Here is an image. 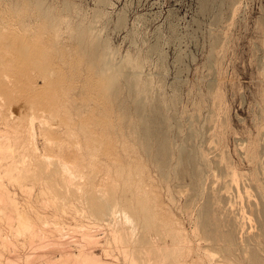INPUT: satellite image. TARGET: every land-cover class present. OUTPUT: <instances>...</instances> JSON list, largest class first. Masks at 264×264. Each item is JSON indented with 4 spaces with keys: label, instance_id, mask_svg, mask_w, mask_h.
<instances>
[{
    "label": "rangeland",
    "instance_id": "obj_1",
    "mask_svg": "<svg viewBox=\"0 0 264 264\" xmlns=\"http://www.w3.org/2000/svg\"><path fill=\"white\" fill-rule=\"evenodd\" d=\"M33 2L0 0V143L8 147L0 154V181L19 208L34 207V221L39 213L50 224L34 229L44 238L17 235L7 243L1 221L0 263L47 264L48 254L59 259L60 241L73 253L66 249L69 264H80L82 254L94 264H154L147 262L152 256L146 240L163 234L165 254L155 264H168L171 257L176 264H244L235 257L249 255L227 248L224 236L236 234L250 252L260 241L264 246V0H46L61 25L62 36L53 42L38 37L45 30L32 23ZM22 17L31 39L23 44L24 61L14 51L27 43V34L18 36L25 34L18 27ZM9 29L17 35L6 37ZM107 55L120 73L104 68ZM38 66L44 69L40 77ZM140 107L142 116L136 113ZM149 116L161 130L147 147L141 123ZM162 140L168 146L164 170L154 160ZM42 155L76 163L81 214L70 206L77 201L69 194L49 192L50 204L42 200L43 182H63L53 166L39 169ZM27 171L38 180L22 177ZM106 185L114 196L102 193L105 205L128 208L139 201L143 240L122 226L115 241L105 216L92 210L93 192ZM13 219L8 220L14 225ZM82 227L95 233L96 244L82 242ZM47 239L54 245H46Z\"/></svg>",
    "mask_w": 264,
    "mask_h": 264
},
{
    "label": "bare ground",
    "instance_id": "obj_2",
    "mask_svg": "<svg viewBox=\"0 0 264 264\" xmlns=\"http://www.w3.org/2000/svg\"><path fill=\"white\" fill-rule=\"evenodd\" d=\"M33 6H34V8H35V10H36V14H35V16H34V21H32V23L35 25V28H38L39 30H41V29H43V30H45V32H44V34L43 33H41V34H39L38 35V37H41V38H44V40H46V41H49V42H53V41H56L57 39H58V36L59 37H61L62 35H61V25L58 23V22H56V20H55V17H54V14H53V6H52V2H50L49 4H46V0H35V2H33ZM94 18V17H93ZM32 19V18H31ZM30 19V20H31ZM33 20V19H32ZM65 20V19H64ZM83 20V19H82ZM20 21V20H19ZM28 21V20H27ZM69 21V20H68ZM63 22V21H62ZM66 22V21H65ZM30 23V22H29ZM20 25H18V27L20 26V27H22L23 28V31L25 32V34H23V36H21V35H19L18 34V36H20V37H22V39L25 37V36H27L28 34V31H29V29H28V27L30 28V25H28V23L25 21V18L24 17H22L21 18V21H20V23H19ZM88 25V24H87ZM32 26V25H31ZM67 26H68V23H67ZM78 26V25H77ZM92 26V25H91ZM6 27V26H5ZM17 27V28H18ZM32 27H34V26H32ZM1 28V27H0ZM87 28H88V26H87ZM92 28V27H91ZM3 29V28H2ZM6 29H7V27H6ZM64 29V28H63ZM4 30V29H3ZM19 30H20V28H19ZM28 30V31H27ZM33 30V29H32ZM88 31H90L89 29H87ZM2 31V30H1ZM1 31H0V33H1ZM15 31H18V29L17 30H15ZM21 32H22V30H20ZM68 31L70 32L71 31V29H68ZM3 32H5V31H3ZM6 32H8L7 30H6ZM11 32L12 33H10V29H9V33H7V36L6 37H9V35H11V37H15V35H17V33L16 34H14L13 33V30H11ZM69 32H68V34H69ZM91 32H93V30L91 31ZM29 33H32L31 31L29 32ZM59 33H60V35H59ZM2 34V33H1ZM12 34H13V36H12ZM21 34V33H20ZM27 34V35H26ZM4 35V34H3ZM2 35V36H3ZM64 35V34H63ZM5 36V35H4ZM96 36V35H95ZM1 37V36H0ZM20 37H19V39H20ZM30 35H28V37H27V39H26V41H27V43H25V42H22V47H19V49H14V51L15 52H18L19 53V55L23 58L22 60L24 61V56L26 55L25 53L27 52V47L26 46H24L23 44H25V45H27L28 44V41L30 42ZM26 38V37H25ZM76 38L79 40V41H82V39H83V35H82V33L81 32H79V33H77L76 34ZM18 39V38H17ZM22 41H24V40H22ZM60 41H61V43H62V39L60 38ZM17 42H18V40H17ZM108 48V47H107ZM154 49V48H153ZM109 52H110V50H109ZM102 53V52H101ZM114 53V52H113ZM109 55V54H108ZM108 55L106 56V58H105V60H103L104 62H103V64H104V68L105 69H110V70H114L113 72L114 73H120V70H118L117 71V69H116V66L114 65V61L111 59V57H109L108 58ZM1 56V55H0ZM110 56V55H109ZM115 57V56H114ZM16 58L18 59V62H19V60H20V58H19V56L17 57L16 56ZM26 59H25V61H27V58H28V61H29V57H25ZM112 58H113V56H112ZM128 58V57H127ZM102 59H103V56H102ZM124 59V58H123ZM135 60V59H134ZM125 61V60H124ZM102 63V62H101ZM121 63V62H120ZM101 66V65H100ZM102 67V66H101ZM103 68V69H104ZM134 68L136 69V66H134ZM263 69V68H262ZM43 71H44V69L43 68H41L40 66H38V69H37V77H40V75H41V73L43 74ZM104 72V71H103ZM50 75V77H51V73L49 74ZM48 75V76H49ZM112 76H113V73H111V74H108L107 75V77H105L107 80H108V82H110L111 81V79H112ZM50 79V78H49ZM39 84V83H38ZM138 102H140V100H138ZM136 113L138 114V116H142L143 115V109L140 107V108H136ZM44 116H46V115H44ZM44 116H43V114H42V119L44 118ZM51 115H49V117H50ZM47 117V116H46ZM45 117V118H46ZM49 117L48 118H46V120L47 119H49ZM51 119L52 118H50V121H51ZM41 121V120H40ZM45 122V119L44 120H42V122ZM56 122V121H55ZM46 123L47 122H45V125H46ZM255 123V122H254ZM155 125H156V122H155V120H154V117H152V116H149V117H143V119H142V123H141V134H142V138H143V140L145 141V144H146V146L148 147V145H149V139H150V137L152 136V135H158V134H160V130H161V127H160V130H159V127L157 128V127H155ZM43 126V125H42ZM155 130H156V132H155ZM154 132H155V134H154ZM261 135V134H260ZM32 136L33 137H35V135H33V131H32ZM4 137V135H0V140L2 139ZM34 139H32V141H33ZM244 143V142H243ZM4 144V143H3ZM33 144H34V147H33V149H36L37 150V147L35 146V142H33ZM32 144V145H33ZM249 145V144H248ZM8 147H6V148H3V145L0 143V154H1V152H2V149H7ZM10 150V149H9ZM238 151V150H237ZM17 152V151H16ZM236 153V152H235ZM18 154V153H17ZM226 155V154H225ZM1 156H2V154H1ZM239 156V155H238ZM229 157V156H228ZM236 157V156H235ZM15 158V157H14ZM225 158H227L226 156H225ZM240 158H241V156H240ZM31 159V158H30ZM167 159H168V146H167V143H166V141H163L162 140V143L161 144H159V148H158V150H157V152H156V155H155V157H154V160H155V162H157V164L159 165V167H161L162 168V170H164V169H166V167H167ZM187 159V161L189 162V163H192L193 162V158L191 157V158H189V157H187L186 158ZM2 159L0 158V161H1ZM225 160V159H224ZM43 161V162H42ZM2 162V161H1ZM40 162V161H39ZM41 167L39 168V169H42V167L44 166V169L47 171V170H49L50 169V166H53L54 168V173L56 174V175H59V177L61 178V180H62V178H63V182H62V184L60 185V184H58V183H56V182H53V184H48V181H47V183L46 182H43V187H41L40 188V192H39V195L40 196H42V200H44L45 201V203H48V204H50L49 202H50V199L48 198V195H49V192L50 193H52V194H54L55 196H60L59 198H61L62 197V195H64L65 193L66 194H69V196L70 197H73L74 199H76V201H77V204H71L70 203V206L71 207H73L77 212H79V214H81V212H82V207L78 204V202H79V200H78V198H79V195H80V191L83 193V186H81V184L80 185H76L75 183H73V180L74 179H76V178H79L80 177V173L81 172H77L74 168V166L76 165V163L74 164V162L72 163V162H70L71 164H72V166L73 167H71L70 165H69V163L68 162H63V161H61L60 159H55V160H51L50 159V156L49 157H46L45 155H42V157H41ZM40 163H39V166H40ZM241 164V163H240ZM22 166H23V164H22ZM38 166V167H39ZM79 168V166L77 167V169ZM214 168V167H213ZM237 168H238V166H237ZM38 169V170H39ZM52 169V170H53ZM217 169V168H216ZM212 170V169H211ZM224 170V169H223ZM40 171V170H39ZM37 172V171H36ZM48 172H51V171H48ZM217 172V171H216ZM52 173H53V171H52ZM53 173V174H54ZM38 174H39V172H38ZM207 174V173H206ZM3 175V174H2ZM2 175H1V173H0V179H1V177H2ZM47 175L48 174H44V179H47ZM211 175H212V173H211ZM36 176H38V175H36L35 173L34 174H31V173H29V171H27V172H25V174H23V176L22 177H24V178H26V177H34V178H36V181L38 180V178L36 177ZM51 176H52V174H51ZM79 176V177H78ZM82 176H83V174H82ZM204 176V175H203ZM15 178H17V177H15ZM34 178H32V179H34ZM17 179H19V177L17 178ZM16 179V180H17ZM25 180V179H24ZM51 180V179H50ZM80 180V179H79ZM42 181H44V180H42ZM207 181V180H206ZM196 182V181H195ZM44 183H46V184H44ZM51 183H52V181H51ZM210 183H211V181H210ZM189 184V183H188ZM195 184V183H194ZM193 184V185H194ZM240 184V183H239ZM195 186V185H194ZM19 187L21 188V190L23 191V193H28V191H25L24 190V186L22 185V186H20L19 185ZM189 187V186H188ZM106 190H99V189H96L93 193H94V195L92 196V197H94V198H92V202H93V206H92V210L94 211V212H96V213H101V214H103L104 216H105V221H106V223H107V225H109V227H112L111 229H113L111 232H110V234L113 236V238H114V240L115 241H117L118 239H120V235L122 234V230H124L127 226L130 228V230L132 231H130V233H131V237L133 236L134 237V239L136 240V241H139L140 239L141 240H143V236H142V234H141V232H139V226H140V220H139V214H140V211H137V209H136V205H138L139 204V201H136V200H134L135 201V204L133 203L132 204V202H130V205H129V207L127 208V207H124V206H122V205H120V204H118V203H116V204H114V205H111V206H109L108 205V201H107V205H105L106 204V201L104 202L103 200H105L106 198H104L103 196L104 195H109V196H114V194H113V190H112V188L110 187V185H106ZM220 188H221V186H220ZM194 189H195V187H194ZM221 189H223V188H221ZM220 189V190H221ZM187 190V189H186ZM213 191V190H212ZM31 192V191H30ZM204 192V191H203ZM214 192V191H213ZM102 193H103V196H102ZM13 194V193H12ZM28 194H31V193H28ZM189 194V193H188ZM9 195H11L10 194V191L4 186V184L0 181V224H2L1 223V221L3 222V223H5L6 225H7V228H8V234H7V236H6V241L8 240H12V238H13V240L12 241H14V238H16L17 237V235L18 236H23V237H29L30 239L31 238H33V237H36V236H40V234H41V237L42 238H44V236H42L43 235V233H38L39 231H37V232H35L34 231V229H36V228H38V230H39V227H38V223H40L41 225H43V224H47L46 225V227L50 224V221H49V224L48 223H46V221L47 220H44L45 218V216L43 215V217L42 216H40L41 214H39V213H37V215L35 214V220L36 221H34L32 218H31V216H30V212L31 211H34V207L32 206V205H29L28 206V204H27V208H26V205H25V207H23V209H21V207L19 208V206H18V204H17V201H16V199H13L12 197H10ZM53 195V196H54ZM84 195V194H83ZM30 196V195H29ZM194 196V195H193ZM76 197V198H75ZM90 197V196H89ZM208 197V196H207ZM57 198V197H56ZM58 198V199H59ZM63 198V197H62ZM65 198H67V197H65ZM109 198V197H108ZM187 198V197H186ZM72 199V198H71ZM214 199V198H213ZM222 199V198H221ZM189 200V199H188ZM217 200H218V198H217ZM223 200V199H222ZM221 200V201H222ZM68 201V200H67ZM86 201V200H85ZM89 201V200H88ZM118 201V200H117ZM220 201V202H221ZM226 201V200H225ZM63 202V201H62ZM104 202V203H103ZM44 203V204H45ZM59 203V202H58ZM80 203V202H79ZM224 203V206H225V202H223ZM67 204V203H66ZM85 204H88V202L86 201V203ZM85 204H84V206H85ZM51 205H53L52 203H51ZM55 205H56V203H55ZM90 205V204H89ZM185 205V204H184ZM188 205L189 204H187V206H185V207H187L188 208ZM191 205V204H190ZM60 206V205H59ZM66 206H68V205H66ZM91 206V205H90ZM89 206V207H90ZM69 207V206H68ZM228 207V206H227ZM87 208V207H86ZM91 208V207H90ZM90 208H89V210H90ZM88 209V208H87ZM87 209H86V211H87ZM184 209V208H183ZM63 212H65V209L63 208V209H61ZM228 210V209H227ZM190 211V210H189ZM205 211V210H204ZM6 212H12V214L14 213L15 214V221H14V225L11 223L12 221L11 220H8V219H13L12 218V214L9 216V215H7L6 214ZM35 212V211H34ZM188 212V211H187ZM206 212V211H205ZM185 213V212H184ZM206 214H207V212H206ZM206 214H205V216H206ZM13 219V220H14ZM46 219H48V217H46ZM55 219V218H54ZM97 220V219H96ZM205 220V219H204ZM11 221V222H10ZM10 222V223H9ZM48 222V221H47ZM105 223V222H104ZM221 224V223H220ZM54 225H55V223H54ZM208 225H210L209 223H205L204 224V226H205V228L206 227H208ZM235 225V224H234ZM44 226V225H43ZM56 226V225H55ZM122 226L124 227V226H126L124 229L122 228ZM83 228V227H82ZM75 229H77V228H75ZM79 229H80V227H79ZM85 231L87 230V228H83ZM83 229H81V230H83ZM215 229V228H214ZM213 229V230H214ZM58 230V229H57ZM258 230H260V228L258 229ZM42 231H43V229H42ZM42 231H40V232H42ZM78 231V230H77ZM85 231L83 232L84 233V236L83 235H81V237L83 236V238H84V240H83V238L81 239V240H83L82 242H84V241H86V242H88V243H92V244H96L97 243V236L96 235H94V234H91V233H88L89 231L87 230L86 231V233H85ZM126 231V230H125ZM124 231V232H125ZM128 231H129V229H128ZM127 231V232H128ZM206 231V230H205ZM44 232V231H43ZM91 232V231H90ZM69 233V232H68ZM80 233H81V231H80ZM203 233V232H202ZM220 233V232H219ZM225 233V232H224ZM234 233H236V232H234ZM238 233V232H237ZM259 233H260V231H259ZM125 234H126V232H125ZM162 234V233H161ZM127 235V234H126ZM236 234H232V233H229V234H227L226 236H224V240L226 241V243H227V248H229V249H235V250H238V251H240V254H241V251L243 252V255H245V254H247V255H249V257H247V256H243V257H239V256H236V255H234V254H230V255H232V256H236L235 258H236V260H237V262H240V261H242L244 264H264V256L262 257V253L261 252H263L264 253V246H262L263 245V243L260 241L259 242V245L257 246L258 247V249H254L252 252H250L249 251V247H248V251L250 252H248L247 251V244H246V246H245V244L243 245V244H241V242H238V241H240L239 239H238V237L236 238V236H235ZM129 236V235H128ZM203 236H204V233H203ZM22 237V238H23ZM161 238H153V239H150V238H148L147 240H146V242H148V244H149V247L147 248V253H148V255H149V257H150V255L152 256L150 259H148V263L151 261V263H157V261L159 260V256L161 255V254H165V250H166V248H165V246H166V243H165V236L162 234L161 236H160ZM207 237V236H206ZM259 237H260V235L258 234H255V236H254V238H256V239H258L259 240ZM38 238V237H37ZM45 238H47L46 236H45ZM261 239H262V237H260ZM39 239H40V237H39ZM76 239V238H75ZM238 239V240H237ZM45 240V239H44ZM49 239H47V241H48ZM110 240H111V237H110ZM176 240V238L175 237H173L172 238V245L174 244V241ZM203 240H205V239H203ZM241 240H243V239H241ZM8 241H7V243H8ZM16 241V240H15ZM41 241V240H40ZM46 241V242H47ZM52 242V239H50L49 240V242ZM68 241V240H67ZM109 241V240H108ZM245 240H243V243H247L246 241L244 242ZM30 242V241H29ZM28 242V244L29 245H31L30 243ZM44 241L42 240V243H43ZM45 243L46 245L47 244H53V243ZM58 242V243H57ZM60 241H56V245L57 246H59L58 248H60V251H59V249L57 248V251H59L60 252V254H58V257H59V255H60V257H59V259H55L54 257H53V254H52V256H49V254L47 255V256H45L44 257V254H43V256L42 257H44V258H46L47 259V264H48V257H52V258H54V259H52V260H50V262L51 261H54L55 262V260H56V262H55V264H69L70 263V260H72V262H73V259H72V256H70L69 255V253H71V255H73V253L72 252H70L69 250H68V248H66L68 251H69V253L67 254V250L65 249V248H63V247H65V245L63 244V243H59ZM63 242V241H62ZM72 241H70V243H71ZM107 242V241H106ZM145 241H144V243H146ZM5 243V244H4ZM3 244V246L6 248L7 246H6V242H4ZM16 243V242H15ZM15 243H14V247H15ZM25 243V242H24ZM68 243V242H67ZM161 243H163V246H161ZM208 243V242H207ZM9 244H10V242H9ZM44 244V245H45ZM79 244V243H78ZM83 243H81V245H82ZM160 244V245H159ZM8 245V244H7ZM10 245H12V244H10ZM10 245H9V247H10ZM40 245V244H39ZM39 245H38V247H39ZM54 245V244H53ZM77 245V244H76ZM84 245V244H83ZM86 245V244H85ZM41 246H43V244H41ZM87 246V245H86ZM12 247H13V245H12ZM13 247V248H14ZM17 247V246H16ZM36 247V246H35ZM44 247V246H43ZM50 247V246H49ZM56 247V246H55ZM67 247V246H66ZM85 247V246H84ZM208 247V246H207ZM79 248V247H78ZM82 248H83V246H82ZM63 249H65L66 251H64ZM172 249H175L174 247L173 248H171V250ZM54 250V249H53ZM77 250V249H76ZM81 250V249H80ZM80 250L79 251H77V252H79V254H80ZM205 250H207V249H205ZM213 249H211L210 248V250H208L209 252H213L212 251ZM7 251V250H6ZM8 251H9V248H8ZM13 251V250H12ZM15 251V250H14ZM17 251V250H16ZM84 251V250H83ZM55 252V251H54ZM81 252H82V250H81ZM235 252V251H234ZM215 253H217V252H215ZM249 253V254H248ZM32 255H34V257L37 255V253H35V254H33V252L31 253ZM78 254V253H77ZM79 254L77 255V257L79 256ZM82 254V253H81ZM80 254V255H81ZM146 254V253H145ZM210 254V253H209ZM228 254V253H227ZM29 255V254H28ZM51 255V254H50ZM55 255V254H54ZM83 255V254H82ZM81 255V256H82ZM139 255V254H138ZM137 255V256H138ZM140 255H142V253H140ZM216 256V254H213V256ZM242 255V254H241ZM18 256H20V255H18ZM22 256V255H21ZM25 256H27V255H25ZM24 256V257H25ZM39 256V255H38ZM75 256V255H74ZM81 256H80V264H88V261H87V259L88 260H93V262H89L90 264H94V259L93 258H89L88 256L86 257L85 256V258H87L86 259V261H85V258L83 259V258H81ZM41 257V256H40ZM70 257H71V259H70ZM77 257H76V259H77ZM19 259H20V257H18ZM73 258H75V257H73ZM22 259V258H21ZM23 259H25V261H26V259L28 260H30V258L27 256V258L25 257V258H23ZM34 259V258H33ZM35 259H37V261H38V257L37 258H35ZM34 259V260H35ZM42 259V258H41ZM46 259H44L45 261H46ZM76 259H74L75 261H76ZM216 259V258H215ZM9 260V259H8ZM58 260V261H57ZM81 260H83L82 261V263H81ZM171 261L168 263V264H176V262H174V260H172V257H171V259H170ZM224 260V259H223ZM227 260V259H226ZM225 260V261H226ZM41 261V260H40ZM85 261V262H84ZM137 261V260H136ZM13 262V261H12ZM15 262V261H14ZM30 261H28V263H29ZM41 262H43V260L41 261ZM54 262H51V263H49V264H54ZM71 262V263H72ZM5 263V262H4ZM18 263V262H17ZM16 263V264H17ZM19 263H20V261H19ZM44 263V262H43ZM75 263V262H74ZM77 263V262H76ZM138 263H139V261H138ZM137 263V264H138ZM145 263H146V261H145ZM222 263V262H221ZM220 263V264H221ZM226 263V262H225ZM228 263L229 264H231V262L230 261H228ZM1 264V263H0ZM6 264V263H5ZM7 264H15V263H8L7 262ZM38 264V263H37ZM42 264V263H41ZM46 264V263H45ZM150 264V263H149ZM223 264H224V261H223Z\"/></svg>",
    "mask_w": 264,
    "mask_h": 264
}]
</instances>
